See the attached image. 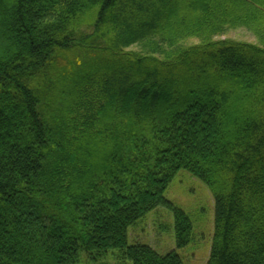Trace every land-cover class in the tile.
<instances>
[{
    "label": "trees",
    "instance_id": "trees-1",
    "mask_svg": "<svg viewBox=\"0 0 264 264\" xmlns=\"http://www.w3.org/2000/svg\"><path fill=\"white\" fill-rule=\"evenodd\" d=\"M181 169L215 199L206 264H264V0H0V264H185L128 243L159 206L190 243Z\"/></svg>",
    "mask_w": 264,
    "mask_h": 264
},
{
    "label": "rangeland",
    "instance_id": "rangeland-1",
    "mask_svg": "<svg viewBox=\"0 0 264 264\" xmlns=\"http://www.w3.org/2000/svg\"><path fill=\"white\" fill-rule=\"evenodd\" d=\"M224 37L255 42L257 37L247 28L230 31ZM197 41V40H192ZM165 196L183 209L192 221L190 243L177 247L175 239V214L167 206H159L139 219L129 228V244H145L160 254L176 250L185 264H206L212 247L215 230V199L204 181L186 169H181L168 186ZM83 252L77 264H125L119 249H109L105 256L93 259Z\"/></svg>",
    "mask_w": 264,
    "mask_h": 264
}]
</instances>
